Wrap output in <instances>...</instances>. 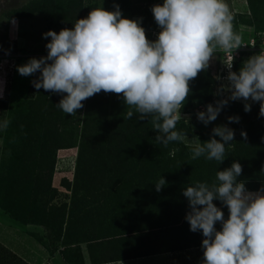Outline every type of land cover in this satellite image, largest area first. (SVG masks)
I'll return each instance as SVG.
<instances>
[{"label": "clouds", "instance_id": "clouds-1", "mask_svg": "<svg viewBox=\"0 0 264 264\" xmlns=\"http://www.w3.org/2000/svg\"><path fill=\"white\" fill-rule=\"evenodd\" d=\"M115 8L113 12L93 9L87 18L77 20L72 30L43 34V38H51L46 44L47 56L18 66V73L28 77L39 72L38 79L32 81L35 89L66 93L56 107L70 116L84 107L82 101L101 91L122 94L126 106L134 108L141 120L152 117L158 132L156 143L167 147L184 141L185 134L175 128L190 92L189 82L208 67L217 49L233 52L241 46L228 6L224 0H164L162 6L151 9L161 28L155 42L146 39L138 21L121 18L119 6ZM11 23L17 21L12 19ZM227 81L219 92L230 95L218 100L215 107L207 105L206 111L197 114L199 121L208 125L230 100L241 99L259 102V114L264 117V51L250 57L239 74L230 71ZM250 101L241 102L245 112L251 111ZM132 116L129 110L125 118ZM228 120L238 123L239 117ZM9 123L5 120L0 130L7 129ZM234 135L226 125L215 127L209 141L197 139L191 159L203 156L222 163ZM241 136L247 140L246 132ZM242 170L239 162H233L216 173L215 183L197 182L183 191L190 209L185 217L190 231H202L204 237L203 264H264V186L257 192L246 190L244 182H237ZM165 184L161 177L156 191ZM214 200L229 209L226 221ZM217 222L222 224L221 231L214 227Z\"/></svg>", "mask_w": 264, "mask_h": 264}, {"label": "trees", "instance_id": "trees-1", "mask_svg": "<svg viewBox=\"0 0 264 264\" xmlns=\"http://www.w3.org/2000/svg\"><path fill=\"white\" fill-rule=\"evenodd\" d=\"M148 1L151 0H135L136 4L132 6L131 3H128L127 6L131 11L134 9L131 15L140 19L142 28L152 29L157 27L152 8L142 9V3ZM81 2V0H29L25 5L8 12L7 16L11 21L42 14L52 20L54 26L51 28L55 30L65 28L66 21L79 17L83 8ZM248 3L254 13H257L258 7L264 9L263 0H248ZM145 35L148 40L150 34L147 32ZM49 63L51 62L49 61ZM242 67L243 64L235 63L234 72L239 74ZM189 86L191 89L184 102L186 108H191L193 103L200 102L208 96L207 101H211L214 94L213 78L209 73L201 71L195 79L189 82ZM221 96L223 97L222 94ZM121 100L123 103L118 108L123 111L118 115V128L110 131L107 129L105 134L109 143L102 152L95 151L97 147L104 145V143L96 144L99 133H91L83 138L75 166L72 200L76 202L69 213L64 208L51 206L49 204L51 200L49 203L45 201L42 204L39 199L32 197L33 194L38 196L39 189L44 183L41 176L38 175L36 166L31 165V161L25 163L26 159L19 163L20 175L18 177H23L22 182L27 189H25V195L18 197V200H21L18 207L12 208L9 203H4L5 211L12 213L18 220L25 221L24 225L52 230L58 228L59 232L53 235L52 240L62 244L63 248L60 253L65 264H87L80 249L81 244L85 242L95 244V246L90 245V249H88L89 260L94 263L111 260L114 258V252L117 253L116 256L121 255V257L132 252L138 255H157L174 250L182 251L188 247L202 246L204 239L202 231L195 233L190 231V225L185 219L190 209L187 198L183 196V191L186 187L194 186L197 182H206L210 185L215 183L216 173L225 170L224 167L232 165L233 162H239L242 165L243 170L237 177V182H244L246 190L259 191L264 186V117L259 114L260 106L257 105V102H251L250 112H245L244 103L231 100L228 102L225 107L233 109L239 117V122L234 129L250 130L254 137L244 144L235 143L234 138L231 145L237 146L234 150L235 153L231 154L225 151V159L222 163L215 160L209 161L203 156L200 157V164L192 165L198 173V179L194 182L193 175L190 173L191 165L186 167L187 162L194 161L187 155L185 156L184 152L187 146L184 142H171L167 147L156 143L155 137L158 132L154 131L152 118L141 120L140 114L136 113L135 115L133 112L132 118L126 119L127 111H132L134 108H128L123 97ZM184 104L181 110L182 113H187ZM47 106L45 109L47 115L49 113L48 117L52 114L53 108L55 110L53 112L58 113L55 104L51 108L49 104ZM24 119H27V114L20 117L21 121ZM181 123L182 125L176 127L175 130L184 133L185 137H200L202 143L209 141L210 138H207V135H199L183 121ZM54 125L52 121H47L46 124L41 123L38 128L39 135H36L37 139H41L40 135L43 129L46 131L42 136L50 134L56 136ZM10 128L19 131L22 126L17 119L10 123ZM23 134L19 139L23 140L25 145V158H29V154L36 156L40 154V151L41 154H45L49 150L48 147H45L46 144L43 145V148H38V145L46 138L34 143L31 137L26 136V131ZM114 139H116L115 142ZM172 151L175 154L177 152V157L170 155ZM53 159L51 174L54 170L55 156ZM101 160L103 162L100 165L99 161ZM9 171L11 172V170ZM161 177L165 179L166 184L157 192L155 184ZM48 182L51 187V182ZM13 183H15L14 179L11 181V184ZM64 184L70 188V183L67 180ZM51 191H53V195L57 192L54 188ZM12 196L13 194H10V197ZM32 198L34 200H31ZM218 201V205L224 206L220 200ZM142 211H145L146 215ZM139 216L142 217L143 226H155L147 231L148 235L134 233L148 230L139 227L137 223ZM128 217L133 218V221H129L130 223L126 225L123 220L125 221V218ZM89 222L96 224L93 227L107 238H94L95 236L91 238L86 229V224ZM64 224L67 226L65 233L62 232ZM130 225H133V228ZM68 228L70 232H67ZM167 233H175V235L168 238L166 237ZM178 233L181 237H177ZM161 242L165 243V249H159ZM142 246H145L146 250L135 249Z\"/></svg>", "mask_w": 264, "mask_h": 264}, {"label": "rangeland", "instance_id": "rangeland-1", "mask_svg": "<svg viewBox=\"0 0 264 264\" xmlns=\"http://www.w3.org/2000/svg\"><path fill=\"white\" fill-rule=\"evenodd\" d=\"M81 1V6H83V8L80 11L79 17L77 19L73 18V20L66 21L65 28L54 30L51 28L54 26L52 20L42 14H36L33 17H26L22 20H16L17 24L13 25L8 19L7 13L15 8L25 5L29 0H0V89H2L3 92V98L0 99V125H2L5 120L10 121L11 123L18 119L20 126H22L19 131H16L17 129L12 130L10 128L9 123L7 129L0 130V264H65L60 253V250L63 248L62 244L52 240L53 235L59 232L58 228L55 229V231L50 228L24 225L25 221L18 220L12 213L5 211V202L9 203L12 208L18 207L21 203V200L19 201L18 197H20V195H25L27 190L22 182L23 177L18 178L20 175L19 163H21L23 159H26L24 160L25 163H30L29 161H31V165L36 166L38 175L41 176L42 182L44 183L39 189L38 196L33 194L32 197L39 199L42 204H44L45 201L49 203L51 200L49 203L51 206L64 208L65 211L69 213L70 209L76 202L72 200L74 196L73 186L75 183L74 170L77 163L78 152L83 143V138H85V135L91 133L101 134L102 136L98 134L96 144L101 145L104 143V145L102 147H97L98 150L96 148L95 151L102 152L109 143L105 134L107 129L110 131L118 128V115L123 111V109L118 108V106L123 103L121 100V97H123L122 94L117 95L101 91L98 94H94L91 98L82 101L84 107L77 110L75 115L70 116L56 107L60 100L67 95L66 93L58 94L45 91L42 88L37 90L33 87L32 81L38 79L40 76L39 72L24 77L17 71L18 66L25 65L30 59H40L47 56L48 50L46 44L50 42L51 38L49 37L45 39L43 38V34L48 31H54L59 34L63 29L72 30L76 21L87 18L93 9L102 8L105 11L113 12L116 10L115 6L118 5L121 12V18L138 21L139 26L142 27L140 25V19L131 15L134 9L131 11L128 8L129 6H127L128 3H131L132 6L133 4H136L135 0ZM224 2L229 9L233 32L241 37V46L235 50L233 49V52L217 49V52H215L210 59L208 67L202 71H206L213 78L214 94L211 101H207L209 99L208 96V98L203 99L200 102L193 103V106L189 109L186 108V105L184 104L187 113H182V110H180L181 119L178 120L176 127L181 126V122L183 121L190 129L199 135H207V138L211 139L213 138L212 130L215 127L226 125L228 128L234 130L235 143L244 144L248 143L254 135L250 130H235L234 127L237 124L236 122L229 123V117H237L235 114L236 112L233 109L223 107L217 119L208 125L203 124L197 118L199 112L206 111L207 105L212 104L213 107H215L218 100L224 99L221 94L225 97L230 95L227 91H224L223 93L219 92L222 85L226 86L228 84V54L233 57L234 72L235 63L238 62L239 64L244 65L250 57L259 55L264 51V9L258 7L257 13H254L249 6L248 0H224ZM163 3L164 0H151L147 3H142V9H147V7L153 8L156 5L162 6ZM241 25H246L248 27L240 29ZM143 29L145 30V33L148 32L150 34L148 39L150 42H155L161 31V28L158 25L152 29ZM248 101H250V99ZM48 104L50 108L55 104V109L58 113L53 112L55 111L53 108L52 114L48 117L49 113L47 115L45 109V107H48ZM257 105L260 106V103L257 102ZM88 111L90 112L88 113ZM132 111L135 115L138 113L135 109ZM25 114H27V119L21 121L20 117L22 118V115ZM151 118L152 117L149 116L146 119ZM47 121H52L55 124L53 129L56 136H52L51 134L42 136L43 132L45 133L46 131L43 129L41 130V139H37L36 135H39L38 128L41 123L46 124ZM25 131L26 136L31 137L34 143L46 138L45 141L43 140L38 145V148L41 149L43 148V145L46 144L45 147H48L47 149L49 150H47L45 154H41L40 151V154L36 156L29 154V158H25V145L23 140L21 141L19 139L24 135L23 133ZM242 131L247 133V140L242 138ZM215 138L217 140L220 139L219 137ZM197 139L202 143L200 137H185V140L183 141L187 146L184 154L185 156L187 155L189 159H191L192 148L195 146ZM115 140L116 139H114V142ZM236 147V145H226L225 151L234 154ZM170 155H175V157H177V152L175 154V152L172 151ZM53 156H55V162L54 170L51 174L52 162L54 160ZM193 161L194 162H187L186 167L191 165L190 168H192L190 173L193 175L194 182H196L198 179V173H196V170L192 165L200 164V158ZM102 162L103 160L99 161V164L101 165ZM230 167L231 165H226L224 169ZM9 170H11V172ZM13 179L15 180V183L11 184ZM65 180L70 183V188L64 184ZM48 181L51 182V187L49 186ZM53 188L57 191L54 195L53 191H51ZM28 193L30 194L29 191ZM10 194H13V196L10 197ZM31 200L34 199L32 198ZM213 203L223 212V219L226 221L230 215L227 206L218 205V200H214ZM143 213L146 215L145 211ZM132 219L128 217L125 218V221L123 220V222L127 225L130 223L129 221H133ZM66 221H68L67 218ZM1 223H4L6 226H2ZM137 223L139 224V227L144 230L148 229L143 232L142 230L134 232H139L140 235H148L147 231H150L152 227H155L143 226L142 217L140 216L138 217ZM93 225L96 224H93V222L86 224V229L89 231L87 234L90 235L91 238L93 236H95L94 238H107L104 234L101 235ZM9 226L11 227L9 228ZM130 226L133 228V225ZM214 227L217 231L222 230V224L220 222H217ZM65 229H67L66 224H64L62 232L65 233ZM67 232H70L69 228ZM151 234H153V232H151ZM174 235L175 233H167V236H165L170 238ZM177 237H181V235L178 233ZM90 245L95 246V244H89L87 242L80 246L82 257L86 260L87 264L90 263L88 250L90 249ZM165 248V243L161 242L159 249ZM135 249L146 250V247L142 246L141 248ZM197 249L198 250L191 252L187 251L180 253L179 257L183 262L176 260V262H173L172 264H203L204 249L202 246ZM195 253L203 260L195 259ZM148 261L159 264V259ZM165 264H167V262Z\"/></svg>", "mask_w": 264, "mask_h": 264}, {"label": "flooded vegetation", "instance_id": "flooded-vegetation-1", "mask_svg": "<svg viewBox=\"0 0 264 264\" xmlns=\"http://www.w3.org/2000/svg\"><path fill=\"white\" fill-rule=\"evenodd\" d=\"M201 245L199 246H193V247H188L186 249H183L182 251H178V250H174L172 252H166V253H160L157 255H138L137 253H128L125 256L121 255H115L117 254L116 252H114V258H112L111 260L108 261H98V262H92L91 260H89V264H156L155 262L152 261H148V260H157L159 259V264H165L167 262V264H172L173 262H176V260H181V258L179 257L180 253L183 252H191L194 250H198L197 248H200ZM178 254V255H177ZM195 259H199V257L196 255L195 253ZM89 259H90V253H89ZM194 259V260H195ZM200 260V259H199ZM183 262V261H182Z\"/></svg>", "mask_w": 264, "mask_h": 264}, {"label": "built area", "instance_id": "built-area-1", "mask_svg": "<svg viewBox=\"0 0 264 264\" xmlns=\"http://www.w3.org/2000/svg\"><path fill=\"white\" fill-rule=\"evenodd\" d=\"M242 27V26H241ZM227 62H228V65L231 63V67L228 69L229 72H233V57L232 55L228 54V58H227ZM225 99H227V97L223 96ZM236 101H239V102H248V101H244V100H236ZM251 102V101H250ZM200 260H203L199 257Z\"/></svg>", "mask_w": 264, "mask_h": 264}, {"label": "crops", "instance_id": "crops-1", "mask_svg": "<svg viewBox=\"0 0 264 264\" xmlns=\"http://www.w3.org/2000/svg\"><path fill=\"white\" fill-rule=\"evenodd\" d=\"M254 192H257V191H254ZM1 225H2V226H6V225H5V224H3V223H1ZM9 228H10V226H9Z\"/></svg>", "mask_w": 264, "mask_h": 264}]
</instances>
